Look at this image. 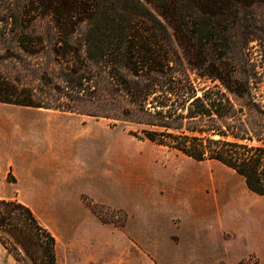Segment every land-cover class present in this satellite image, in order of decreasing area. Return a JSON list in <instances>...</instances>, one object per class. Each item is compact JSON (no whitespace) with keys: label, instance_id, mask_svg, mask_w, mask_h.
<instances>
[{"label":"trees","instance_id":"trees-1","mask_svg":"<svg viewBox=\"0 0 264 264\" xmlns=\"http://www.w3.org/2000/svg\"><path fill=\"white\" fill-rule=\"evenodd\" d=\"M254 4L264 0L7 6L0 22L16 47L50 56L42 70L31 69L33 83L0 73V102L132 124L131 135L196 161H218L264 196V107L255 83L237 75L232 55L252 40L246 25L255 21ZM43 17L53 24L50 35L33 30ZM228 94L247 98L254 111L244 113ZM0 244L18 264H60L55 236L16 198H0Z\"/></svg>","mask_w":264,"mask_h":264},{"label":"rangeland","instance_id":"rangeland-1","mask_svg":"<svg viewBox=\"0 0 264 264\" xmlns=\"http://www.w3.org/2000/svg\"><path fill=\"white\" fill-rule=\"evenodd\" d=\"M23 1L0 0V16ZM252 10L255 21L246 25L252 40L232 55L237 75L255 83L252 92L263 108L264 5L254 4ZM32 26L43 35L53 32L48 17ZM0 29H5L1 22ZM5 33L0 73L33 83L31 69L42 70L49 52L30 56ZM228 95L244 113L254 111L247 98ZM134 128L0 102V198L30 207L55 236L60 264H264V196L248 190L243 178L220 162L196 161L139 139L128 132ZM33 137L41 142L38 153L44 158H55L58 149L73 163L66 167L71 177L60 184V193H20L12 184V154ZM48 174L55 178L52 169ZM197 207L201 217L192 216ZM156 250L161 259L154 258ZM0 264H18L1 244Z\"/></svg>","mask_w":264,"mask_h":264},{"label":"crops","instance_id":"crops-1","mask_svg":"<svg viewBox=\"0 0 264 264\" xmlns=\"http://www.w3.org/2000/svg\"><path fill=\"white\" fill-rule=\"evenodd\" d=\"M40 146L41 142L39 143L33 137V140H24L18 144L15 153L12 154L10 162L14 176L12 184L20 193H60V184L64 183L66 177H71L68 175L69 170L67 171L66 167L72 166L73 163L61 158L58 149H55V154L57 153L55 158H44L42 154L38 153ZM50 169L55 173L53 179H50L51 175L48 174ZM201 211L202 209L199 207L195 208L192 216L201 217L203 215ZM154 253L157 254L154 256L155 259H161L162 256L158 254L162 253L157 250Z\"/></svg>","mask_w":264,"mask_h":264}]
</instances>
